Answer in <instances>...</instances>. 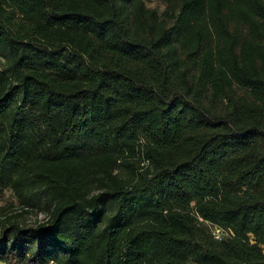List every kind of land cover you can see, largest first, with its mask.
<instances>
[{"label": "trees", "instance_id": "16d2710c", "mask_svg": "<svg viewBox=\"0 0 264 264\" xmlns=\"http://www.w3.org/2000/svg\"><path fill=\"white\" fill-rule=\"evenodd\" d=\"M4 193L0 264H264V0H0Z\"/></svg>", "mask_w": 264, "mask_h": 264}, {"label": "rangeland", "instance_id": "374dc122", "mask_svg": "<svg viewBox=\"0 0 264 264\" xmlns=\"http://www.w3.org/2000/svg\"><path fill=\"white\" fill-rule=\"evenodd\" d=\"M150 6H153V3L150 4ZM14 200L11 198V196L8 193H4L0 195V206H2L5 203L13 202ZM42 216L38 215V218H41ZM30 221L34 220V216L31 214L28 216Z\"/></svg>", "mask_w": 264, "mask_h": 264}, {"label": "built area", "instance_id": "2783aa9c", "mask_svg": "<svg viewBox=\"0 0 264 264\" xmlns=\"http://www.w3.org/2000/svg\"><path fill=\"white\" fill-rule=\"evenodd\" d=\"M213 235H214V237H215L216 239H218L219 236H220L219 230L214 229V230H213Z\"/></svg>", "mask_w": 264, "mask_h": 264}]
</instances>
